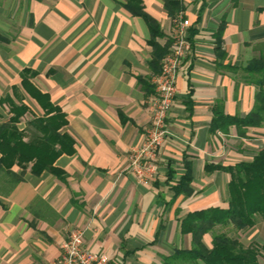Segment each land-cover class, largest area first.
<instances>
[{
    "label": "crops",
    "instance_id": "1",
    "mask_svg": "<svg viewBox=\"0 0 264 264\" xmlns=\"http://www.w3.org/2000/svg\"><path fill=\"white\" fill-rule=\"evenodd\" d=\"M140 2L159 25L158 44L168 45L170 53L173 22L164 0ZM125 4L0 0V100L8 96L28 106L19 130L41 116L20 84L22 70L34 72L29 81L64 113L61 132L73 141V151L53 164L60 177L48 171L33 175L28 165L22 180L11 186L0 171V264H48L60 256L73 229L82 230L84 246L105 254L109 264H161L175 250L190 248L191 236L181 234L180 218L228 207L230 175L205 173L204 166L250 162L264 149V124L246 128L245 137L235 126L210 131L218 106L225 115L239 117L253 108L257 88L245 83L241 68L264 53V0H182L191 51L178 70L168 135L156 157L158 173L148 184L135 181L126 171L127 155L142 144L150 124L155 75L149 65V27ZM9 116L8 106H0V121ZM185 163L191 165L193 194L175 198L171 187ZM215 231L254 247L258 264H264L263 220L241 231ZM203 242L210 248L211 234Z\"/></svg>",
    "mask_w": 264,
    "mask_h": 264
},
{
    "label": "trees",
    "instance_id": "2",
    "mask_svg": "<svg viewBox=\"0 0 264 264\" xmlns=\"http://www.w3.org/2000/svg\"><path fill=\"white\" fill-rule=\"evenodd\" d=\"M126 9L131 14L142 17L150 31L149 45L152 47L149 62L153 74L160 72L161 61L169 53V46H160L157 39L162 32L157 22L147 15L140 0H126ZM163 7L170 19L183 11L179 0H164ZM224 24L217 31L220 36ZM218 44V42H217ZM217 54L224 59L217 45ZM228 70L235 67L223 66ZM246 75V84L254 85V105L249 113L243 117L225 115L221 106L213 110L210 131L226 132L230 126H235L239 136L245 137L246 128L261 127L264 124V53L247 62L241 68ZM35 73L24 69L20 73L22 89L38 104L43 114L33 116L23 130L17 128L20 119L29 112L27 105L19 101L13 102L8 96L0 100V106L6 104L10 116L0 121V171L8 176L11 186L19 183L24 170L30 165V172L39 175L48 171L60 177V171L53 166L57 157L73 151V141L61 129L67 124L61 109L50 102L46 93H41L29 81ZM141 83L143 80H139ZM147 87V86H145ZM154 90V87L153 89ZM150 90V91H152ZM20 100V98H18ZM13 166L22 169L20 174L11 171ZM184 173L175 180L171 189L174 197L193 194L190 183L192 170L189 163H185ZM222 170L230 175L228 183V207L208 208L185 214L180 221V232L191 236L189 249H177L163 259L161 264H258L257 251L254 247H244L237 238L230 237L228 232H216L217 227H229L233 231H241L252 227L257 218L264 221V149L260 150L250 162H239L232 166L206 164L205 173ZM170 174L168 180H173ZM211 234V247L208 248L203 237Z\"/></svg>",
    "mask_w": 264,
    "mask_h": 264
},
{
    "label": "built area",
    "instance_id": "3",
    "mask_svg": "<svg viewBox=\"0 0 264 264\" xmlns=\"http://www.w3.org/2000/svg\"><path fill=\"white\" fill-rule=\"evenodd\" d=\"M180 2L182 0H179ZM172 49L161 61L160 72L152 79L153 94L148 99L150 124L145 129L140 146L130 148L126 171L138 184L144 185L155 179L158 173L156 157L168 135L167 116L177 95L176 78L183 60L190 54L188 20L180 11L172 20ZM61 254L48 264H109L105 254L93 253L83 244V231L73 229L61 244Z\"/></svg>",
    "mask_w": 264,
    "mask_h": 264
}]
</instances>
